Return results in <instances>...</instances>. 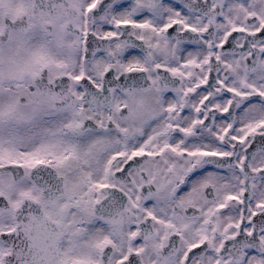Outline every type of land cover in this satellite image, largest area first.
Returning <instances> with one entry per match:
<instances>
[{
  "label": "snow or ice",
  "instance_id": "obj_1",
  "mask_svg": "<svg viewBox=\"0 0 264 264\" xmlns=\"http://www.w3.org/2000/svg\"><path fill=\"white\" fill-rule=\"evenodd\" d=\"M0 264H264V0H0Z\"/></svg>",
  "mask_w": 264,
  "mask_h": 264
}]
</instances>
